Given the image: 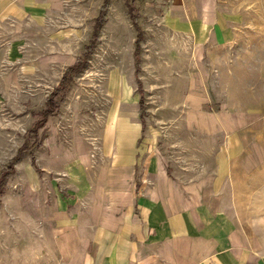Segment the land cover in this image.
I'll return each instance as SVG.
<instances>
[{
  "label": "rangeland",
  "instance_id": "374dc122",
  "mask_svg": "<svg viewBox=\"0 0 264 264\" xmlns=\"http://www.w3.org/2000/svg\"><path fill=\"white\" fill-rule=\"evenodd\" d=\"M172 1L110 0L93 52L66 92L55 97L58 107L37 134L34 123L40 119L38 113L46 107L62 69L83 55L104 0H25L24 4L31 6L26 17L29 34L21 37L25 21L19 14L8 19L7 30L4 23L0 26L2 36L22 42L18 44L19 63L30 57L34 65L32 97L0 102V180L6 175L0 185V264H33L30 254L44 250L41 240L46 211L41 208L40 193L41 178L47 180L41 167L44 144L75 152V144L82 140L90 146L89 161H102L104 141L120 137L121 123L129 128L133 121H141L142 139L159 146L175 175L190 179L216 170L217 149L227 135H202L192 125L187 113L192 107L183 96V72L189 68L175 55L169 58L168 52L151 50L154 30L166 24L161 16L171 10ZM244 42L237 44L235 56L225 50L208 52L216 56L207 58L204 67L210 92L203 106L209 113L203 121L205 127L218 124L217 114L210 113L221 110L264 114V36L257 35L250 45ZM137 44L139 59L135 55ZM10 45L13 48L15 44ZM56 60L63 66L55 67L52 62ZM215 60H222L225 66L216 69ZM140 99L144 101L142 112ZM259 120H250L249 127L232 135V144L239 145L231 156L234 174L221 187L225 209L237 217L257 252L264 254V124ZM19 149L23 154L12 161ZM243 156L247 163L236 160ZM249 160L255 161L254 165ZM49 245L55 254L54 244ZM41 264H55V260L49 258Z\"/></svg>",
  "mask_w": 264,
  "mask_h": 264
},
{
  "label": "crops",
  "instance_id": "0c3cea01",
  "mask_svg": "<svg viewBox=\"0 0 264 264\" xmlns=\"http://www.w3.org/2000/svg\"><path fill=\"white\" fill-rule=\"evenodd\" d=\"M24 2L0 0V26L4 23L7 30L8 19L21 15L23 38L29 34L26 17L31 14L30 3ZM163 14L166 24L154 30L151 50L168 52L169 58L175 55L189 68L183 72V96L192 107L187 110L192 125L202 135H227L217 149L216 170L190 179L175 175L159 146L142 139L141 121H133L129 128L121 123L120 137L104 141L102 161H89L90 146L82 140L75 144V152L44 144L41 167L47 180L40 181L41 208L46 211L44 250L30 254L33 264L49 258L55 264H264V254L257 252L237 217L225 209L221 187L234 174L231 156L239 145L232 144V135L249 127L250 120L264 124V114L226 109L210 113L217 114L218 124L203 125L209 114L203 106L210 98L204 67L215 55L208 52L225 50L235 56L239 42L248 44L257 35L264 36V0H173L171 10ZM1 36L0 102L31 98L32 59L19 63L22 42ZM215 61L216 69L225 66L222 60ZM53 63L63 66L60 60ZM246 159L236 160L247 163Z\"/></svg>",
  "mask_w": 264,
  "mask_h": 264
},
{
  "label": "trees",
  "instance_id": "16d2710c",
  "mask_svg": "<svg viewBox=\"0 0 264 264\" xmlns=\"http://www.w3.org/2000/svg\"><path fill=\"white\" fill-rule=\"evenodd\" d=\"M109 2H110V0H104V3L101 7L100 15L97 19V24H96L94 31H93L92 39L89 42V44H87L85 46L83 55L80 56L79 58H77L76 62L73 65H70L69 67L66 68V70H65V72H64V74H63V76L59 82V85L49 96V98L47 100L46 107L38 113L40 116V119L34 123V133L37 134L38 130L46 124L48 118L50 116L54 115V112L58 107L57 101L54 100L55 97H57L58 95L64 94L67 90L69 83L73 80L74 76L79 74L83 70V68L87 62L88 57L90 56V54L93 52V50L95 48L96 40L99 38V31H100V27H101L99 25V23H101L100 21H102L104 15L106 14L107 8L109 7ZM130 10L132 12V19H133L134 25L139 30L140 26L138 23V19H137V16H135L133 14V7L132 6H130ZM138 38H140V35L138 36ZM137 41H138V39H137ZM139 49H140V46H139V44H137V48L135 51V55H136L137 59H139L138 58ZM138 83H139V86H141L140 80ZM140 105H141L140 112H142L143 106H144L143 99H140ZM23 151L24 150L19 149L17 155L13 158L12 161H15L16 159H18V157H20L23 154ZM5 177H6V175L4 174L0 180V185L5 180Z\"/></svg>",
  "mask_w": 264,
  "mask_h": 264
}]
</instances>
